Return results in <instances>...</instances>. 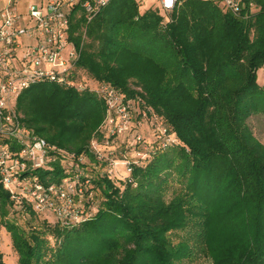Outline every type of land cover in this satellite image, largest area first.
<instances>
[{
    "label": "trees",
    "instance_id": "trees-1",
    "mask_svg": "<svg viewBox=\"0 0 264 264\" xmlns=\"http://www.w3.org/2000/svg\"><path fill=\"white\" fill-rule=\"evenodd\" d=\"M223 1L179 0L166 14L142 11L143 0H110L91 20L74 9L69 36L78 80L85 73L140 99L175 143L162 147L145 134L148 157L134 166L132 181L110 180L90 152L104 101L53 82L24 90L17 119L63 156L84 158L80 168L99 210L66 228L15 202L0 183V224L18 264H177L191 249L172 233L195 226L211 251L212 231L226 219L243 223L215 264H264V144L248 123L264 116V0H238L237 12ZM35 174L45 185L73 175L61 162ZM176 177L186 191L167 201ZM3 258L0 252V264Z\"/></svg>",
    "mask_w": 264,
    "mask_h": 264
},
{
    "label": "built area",
    "instance_id": "built-area-1",
    "mask_svg": "<svg viewBox=\"0 0 264 264\" xmlns=\"http://www.w3.org/2000/svg\"><path fill=\"white\" fill-rule=\"evenodd\" d=\"M178 1L159 0L161 12H173ZM109 2L45 0L40 5L31 3L28 7L31 26L19 25L22 16L15 0L0 11V183L15 202L32 207L66 228L87 222L98 212L93 184L80 168L84 158L77 163L72 160L73 154L63 156L62 150L19 122L14 105L24 90L53 82L79 92L90 91L104 101L107 112L102 141L93 139L90 152L106 166L110 180L131 182L134 166L148 157L150 148L141 127L146 126L144 131L162 147L175 143L164 122L147 106L142 107L140 99L128 98L113 85L87 84L77 78L78 52L69 36L72 13L79 7L91 20ZM223 3L232 12L239 10L238 0ZM21 38L29 42L24 44ZM103 149H108V156ZM60 162L68 164L73 175L59 184H43L35 173L52 172L54 164Z\"/></svg>",
    "mask_w": 264,
    "mask_h": 264
},
{
    "label": "rangeland",
    "instance_id": "rangeland-1",
    "mask_svg": "<svg viewBox=\"0 0 264 264\" xmlns=\"http://www.w3.org/2000/svg\"><path fill=\"white\" fill-rule=\"evenodd\" d=\"M143 3L144 5H142V11L150 7L152 9L160 8L159 0H143ZM78 74L79 80L87 81L90 84L96 83L95 80H93L85 73ZM263 75L264 74H262V76L260 77V80L262 81H264ZM132 88L138 91L141 90L140 88L135 86H132ZM136 119L138 120V117ZM248 123L254 133V136H256L264 144V116H252L248 120ZM104 124L105 120L102 122L101 126L98 127V130L94 134L95 136H93V139L102 141V132L104 130ZM145 127H141V131L144 134H147L146 136L149 138L150 141L151 136H149V134L144 131L146 130ZM120 146L122 148L123 144H120ZM120 171L122 172V170ZM178 181L179 180L176 177L175 181L169 184L166 195L167 201H171L176 193L186 191L184 188L186 186L181 185ZM219 205H225V202L222 200ZM20 220L21 223L24 224V219L20 218ZM242 223L243 222L239 219H234V221L226 219L224 220V222L221 221L217 223L216 227H214L212 231L208 242V246L210 245L211 251L209 250V248H207L205 240L199 237L200 234L202 235L201 229L199 231L198 228L195 226H192L184 231H177L172 233L170 237L175 244H178L180 241L187 239V241H189L191 249V251H189L190 255L187 258L178 261L177 264H215L220 252H223L225 247H227L229 244L233 243V241L237 239L236 236L240 234L239 227H241ZM12 243L13 242L10 233L0 224V252H4V254L6 255V258H4V264H18V255Z\"/></svg>",
    "mask_w": 264,
    "mask_h": 264
},
{
    "label": "crops",
    "instance_id": "crops-1",
    "mask_svg": "<svg viewBox=\"0 0 264 264\" xmlns=\"http://www.w3.org/2000/svg\"><path fill=\"white\" fill-rule=\"evenodd\" d=\"M10 1L11 0H0V11H2L4 8H6L8 6V3H10ZM44 1L45 0H15L17 10H18L19 14L22 16V19L19 22V25L20 26H31L32 20L30 19V16H29V10H28L29 5L31 3L36 4V5H40ZM143 5H144V3H143ZM146 9H149V8H146ZM20 41L24 44L29 42V40H27L25 38H21ZM20 55H21V52L18 53V56H20ZM2 253L4 254V252H2ZM4 258H6L5 254H4ZM4 262H5V259H4Z\"/></svg>",
    "mask_w": 264,
    "mask_h": 264
}]
</instances>
